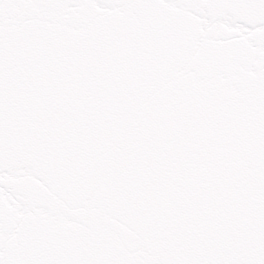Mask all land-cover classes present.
I'll use <instances>...</instances> for the list:
<instances>
[{"label": "snow or ice", "instance_id": "1", "mask_svg": "<svg viewBox=\"0 0 264 264\" xmlns=\"http://www.w3.org/2000/svg\"><path fill=\"white\" fill-rule=\"evenodd\" d=\"M0 264H264V0H0Z\"/></svg>", "mask_w": 264, "mask_h": 264}]
</instances>
